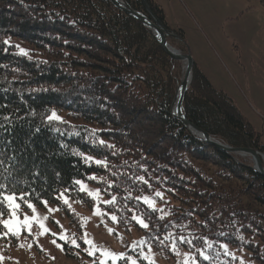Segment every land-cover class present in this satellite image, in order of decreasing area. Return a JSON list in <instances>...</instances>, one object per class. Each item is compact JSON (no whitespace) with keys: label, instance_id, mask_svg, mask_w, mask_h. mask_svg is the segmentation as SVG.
<instances>
[{"label":"trees","instance_id":"16d2710c","mask_svg":"<svg viewBox=\"0 0 264 264\" xmlns=\"http://www.w3.org/2000/svg\"><path fill=\"white\" fill-rule=\"evenodd\" d=\"M121 1L165 26L155 0ZM155 40L109 0H0V218L7 195L86 201L82 180L111 199L120 227L147 225L145 242L166 259L185 250L195 264H264V177L172 117L177 63ZM182 112L264 154L195 64Z\"/></svg>","mask_w":264,"mask_h":264},{"label":"rangeland","instance_id":"374dc122","mask_svg":"<svg viewBox=\"0 0 264 264\" xmlns=\"http://www.w3.org/2000/svg\"><path fill=\"white\" fill-rule=\"evenodd\" d=\"M155 2L171 31L169 46L182 54L188 51L212 87L231 99L264 145V4L259 0ZM176 63L173 94L185 65ZM142 126L138 124L139 131ZM232 156L239 164L253 167L250 156ZM79 182L85 186L81 190L77 183L86 201L60 194L58 204L45 206L44 201L39 205L6 196L11 199L5 198L9 213L0 218V264H195L192 252L185 250L164 258L145 242L141 230L145 227L140 223L138 228L120 227L107 208L111 199L96 186Z\"/></svg>","mask_w":264,"mask_h":264},{"label":"water","instance_id":"95a60500","mask_svg":"<svg viewBox=\"0 0 264 264\" xmlns=\"http://www.w3.org/2000/svg\"><path fill=\"white\" fill-rule=\"evenodd\" d=\"M109 1L112 3L114 7L126 13L127 15L133 17L134 19L138 20L144 27H146L149 31H151L155 35L158 45L164 50V52L168 55V57L172 61L185 63L184 75L177 90L175 91L174 98L172 100V104L170 108L172 117L175 118L177 121H179L192 134L199 137L203 142L214 146L219 151L231 155L239 154V155L250 156L253 161L252 169L264 177V157L262 155H260L258 152H256L253 149L232 148L215 139H212L207 133L192 125L184 117V114L182 112V103L184 100V96L187 92V89L190 85V81L192 77V68L194 64L190 54L188 52L186 54H180L179 52L173 50L168 46L166 39L168 32L162 23L152 22L145 15H142L141 13L126 7L121 0H109Z\"/></svg>","mask_w":264,"mask_h":264},{"label":"snow or ice","instance_id":"6c2138e0","mask_svg":"<svg viewBox=\"0 0 264 264\" xmlns=\"http://www.w3.org/2000/svg\"><path fill=\"white\" fill-rule=\"evenodd\" d=\"M97 163H101V162L100 161H97ZM76 183H79L80 186H81V190H84L85 186L82 184V182L77 181ZM89 195H95V194L89 193ZM6 199H11V198L10 197H6ZM43 203L45 204V206H47V202L46 201H44ZM65 203H67V201H65ZM28 206L30 208L32 207L31 204H29ZM49 211H53V210L52 209H49ZM137 222L140 223L142 227H147V225L143 224L142 221L138 220ZM5 227H8L7 223L5 224ZM44 231H47V229H45ZM41 234H44V233L42 232Z\"/></svg>","mask_w":264,"mask_h":264},{"label":"bare ground","instance_id":"6f19581e","mask_svg":"<svg viewBox=\"0 0 264 264\" xmlns=\"http://www.w3.org/2000/svg\"><path fill=\"white\" fill-rule=\"evenodd\" d=\"M185 64V63H184ZM184 69H185V65H184ZM243 157H245V156H243Z\"/></svg>","mask_w":264,"mask_h":264}]
</instances>
